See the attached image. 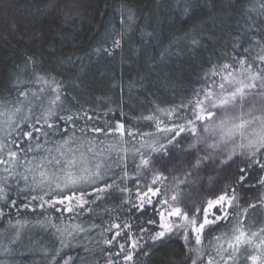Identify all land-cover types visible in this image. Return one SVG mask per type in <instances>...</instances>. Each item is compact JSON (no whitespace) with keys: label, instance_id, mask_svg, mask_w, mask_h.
<instances>
[{"label":"trees","instance_id":"trees-1","mask_svg":"<svg viewBox=\"0 0 264 264\" xmlns=\"http://www.w3.org/2000/svg\"><path fill=\"white\" fill-rule=\"evenodd\" d=\"M262 4L264 0H0V102H14L17 77L27 82L35 71L50 80L54 78L60 85L65 109L60 115L83 117L86 112L93 117L91 121L79 119L78 128L86 123L101 126L105 122L114 125L119 121L133 132L155 133V121L143 117L152 115L170 123L159 109H169L195 99L194 93L204 87L206 81L211 83L205 73L214 66L235 63L241 56H255L259 52L260 45L264 44ZM129 15L133 17L131 22L127 20ZM112 38L120 39V48H113ZM193 40L197 43L193 44ZM98 48H108L111 54L98 53ZM245 48L249 49L248 53L244 52ZM27 57L37 63L25 68ZM215 79L219 80V77ZM25 86L38 87L20 85L21 88ZM58 124L62 127L64 122ZM100 139L104 137L101 135ZM112 139L109 137L105 143ZM124 139L130 142V149L133 145L139 147L142 141L139 135L135 140L128 136ZM191 142L190 136L182 141L185 151ZM175 156L170 160L168 156L152 154L155 169L169 177L163 185L155 187H167L169 194L173 188L172 178L177 177L181 181L187 180L180 188L193 199L206 201L212 198L213 192L218 195L224 185L232 183V174L237 171L235 164L229 168L217 161H205L199 169H192L194 158L184 155L180 148L175 149ZM135 163H139L138 157ZM127 165L129 177L136 176L131 156ZM2 168L0 165V177L5 175ZM188 172L191 175L186 176ZM115 173L112 179L119 184L118 177L122 172L115 169ZM244 175L245 182L243 188L237 186V196L246 206L256 203L264 194V187L258 184L264 172L249 169ZM144 182L142 177L141 187ZM147 182H151L150 173ZM9 183L13 187L8 195L20 206L16 208L9 204L5 207L0 201V208L6 213L0 217V264H63L69 257L72 258L69 264H85L82 258H86L87 264H105L109 251L119 250L117 242L111 246L103 243V239L117 231L104 232L111 223H131L130 235L134 238L143 235L139 232L141 226L159 230L157 225L144 224L149 217L159 220L152 206L144 216L129 212L130 205L122 206L121 203V196L127 194L118 190L88 205L77 215L48 205L41 209L39 201L24 209L23 203L37 193H20L18 189L25 186L23 181L19 185L12 180ZM127 186L133 189L135 200L134 181L129 179ZM166 198L163 194L159 197L161 200ZM153 202L162 210L156 198ZM9 219L13 223L28 221L15 244L9 243L14 233ZM45 219L62 229L79 224L88 231L61 237L55 228H42L36 224ZM247 225L251 231L264 226V207L249 211ZM228 226V220L219 223L209 234V239L226 231ZM118 243H126L123 234ZM147 243L151 245L152 242ZM5 248L10 251L5 252ZM144 250L148 254L139 255L134 264H185L187 249L179 237ZM116 259L117 264H123L122 258ZM239 264L251 262L241 256Z\"/></svg>","mask_w":264,"mask_h":264},{"label":"snow or ice","instance_id":"snow-or-ice-1","mask_svg":"<svg viewBox=\"0 0 264 264\" xmlns=\"http://www.w3.org/2000/svg\"><path fill=\"white\" fill-rule=\"evenodd\" d=\"M261 7L264 8V4ZM127 20L131 22L133 17L129 15ZM121 23H124L123 18ZM112 46L120 48V39L112 38ZM96 51L111 54L108 48ZM244 52L248 53L249 49L245 48ZM256 61L260 63L256 64ZM36 63L32 57H27L25 68ZM205 75L211 78V83L206 81L205 86L194 93L195 99L169 109H159L170 123L152 115L143 117L155 121V133L133 132L119 121L114 125L105 122L101 126L86 123L78 128L79 119L91 121L93 117L86 112L83 117L60 115L65 109L61 87L54 78L50 80L35 71L27 82L17 77L15 101L0 102V165L5 174L0 177V201L5 207L10 204L19 208L17 201L8 195L13 187L9 181H15L16 185L23 181L25 186L18 189L20 193H37L31 195L30 200L28 196L24 197L28 200L23 203L24 209L39 201L41 209L48 205L58 211L79 215L88 205L118 190L127 194L121 196V203L122 206L130 205L129 212H139L144 216L152 206L159 220L149 217L144 224L157 225L159 230L141 226L139 232L143 235L134 238L130 235L131 223H111L104 232L117 231L110 238L103 239V243L111 246L117 242L119 250L115 253L109 251L105 264H117L116 258H122L123 264H134L139 255L148 254L144 250L146 247L164 244L173 237L184 242L187 249L185 264L188 261L190 264H239L241 256L251 264H264V226L251 231L247 225L249 211L264 207V194L256 203L246 206L237 196V186L243 188L247 170L264 172V44L260 45L255 56H241L235 63L214 66ZM22 83L38 87L21 88ZM59 121L64 122L62 127ZM101 135L104 139H100ZM137 135L142 138L140 146L133 145L130 149V142L124 138L128 136L135 140ZM189 136L192 142L185 151L182 141ZM109 137L113 139L106 144ZM176 148L194 158L192 169H199L205 161H217L229 168L235 164L237 171L232 174V183L224 185L218 195L213 192L212 198L206 201L193 199L190 193L180 188V184L187 183L186 179L181 181L173 177L171 194L167 187H155L163 185L169 177L155 169L152 154L168 156L171 160L176 158ZM198 152L204 154L196 155ZM129 156L137 170L134 177H129L127 171ZM137 157L138 164L135 163ZM115 169L122 172L118 177L119 184L112 179L116 175ZM149 173L150 183L147 182ZM142 177L145 179L143 187L140 186ZM129 179L136 186L135 200L133 189L127 186ZM258 184L264 187V176L259 178ZM162 194L167 198L159 199ZM153 198L162 210L155 207ZM58 205L64 207L57 208ZM4 216V208H0V217ZM225 220L229 221L227 230L209 239V234ZM8 223L14 230L9 243L15 244L28 221L16 220L13 223L9 219ZM36 224L42 228H55L61 237L88 231L79 224L62 229L50 219L38 220ZM122 234L126 243H118ZM4 251L9 252L10 249L5 248ZM88 251L86 248L85 252ZM69 260L64 264H69ZM82 260L87 264L86 258Z\"/></svg>","mask_w":264,"mask_h":264},{"label":"rangeland","instance_id":"rangeland-1","mask_svg":"<svg viewBox=\"0 0 264 264\" xmlns=\"http://www.w3.org/2000/svg\"><path fill=\"white\" fill-rule=\"evenodd\" d=\"M64 264V263H63Z\"/></svg>","mask_w":264,"mask_h":264}]
</instances>
